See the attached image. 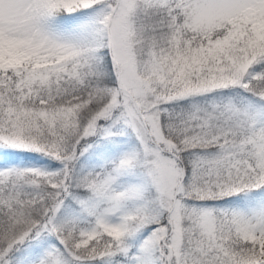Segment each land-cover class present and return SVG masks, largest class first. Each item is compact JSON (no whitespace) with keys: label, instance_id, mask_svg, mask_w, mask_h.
<instances>
[{"label":"snow or ice","instance_id":"snow-or-ice-1","mask_svg":"<svg viewBox=\"0 0 264 264\" xmlns=\"http://www.w3.org/2000/svg\"><path fill=\"white\" fill-rule=\"evenodd\" d=\"M0 264H264V0H0Z\"/></svg>","mask_w":264,"mask_h":264}]
</instances>
